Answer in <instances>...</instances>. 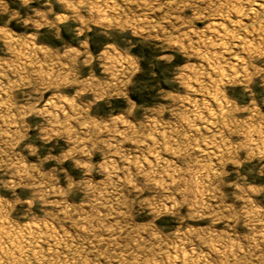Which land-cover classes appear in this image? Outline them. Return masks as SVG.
<instances>
[{
  "label": "clouds",
  "instance_id": "obj_1",
  "mask_svg": "<svg viewBox=\"0 0 264 264\" xmlns=\"http://www.w3.org/2000/svg\"><path fill=\"white\" fill-rule=\"evenodd\" d=\"M133 5L0 0V264H264V0Z\"/></svg>",
  "mask_w": 264,
  "mask_h": 264
},
{
  "label": "rangeland",
  "instance_id": "obj_2",
  "mask_svg": "<svg viewBox=\"0 0 264 264\" xmlns=\"http://www.w3.org/2000/svg\"><path fill=\"white\" fill-rule=\"evenodd\" d=\"M99 2H103V0H99ZM110 2L119 3L120 0H110ZM139 2H141V3L145 4V5H148V4L157 5L156 10L153 11L151 13V15L147 17V20H151L154 23L155 22H158L159 21V18H160V15H161V10L158 7V5L164 3L165 0H139ZM128 11H129V14L130 15L133 14V13H135V15L141 16V19H140V23L141 24H144V23L147 22V20H145L144 17L141 15V11H143V10L138 11L135 8V6L133 5V7L131 9H129ZM0 47H2V46H0ZM97 51L98 50L94 47L93 48V54L94 55L97 54ZM261 59H264V58H261ZM259 64L261 66H264V61H257V66H259ZM142 71H143V76L142 77H139L138 79H143L145 76H147L150 73L151 69H149L147 67V65H142ZM157 71H159V70H157ZM0 79H3V77H0ZM103 79H108V77L105 76V77H103ZM5 83H7V81H5ZM25 91H31V90L29 89V90H25ZM16 97H17V100L19 102H21V103L23 102L22 101V97H21V93L17 92L16 93ZM45 99H47V94L45 95ZM101 107H103V106H101ZM29 123H31V121H29ZM2 125H3V120L0 119V149H5L6 146L3 143V141L6 140L7 138L2 135V131H3ZM228 135H229V133L228 132H225V136H228ZM66 139H67V136H65V137H63L61 139H58L57 141H54V144L55 145H59V148L68 147L69 145H67L65 143ZM243 139H244V137L243 136H240L238 134L231 136V140H232V142L234 144L241 142ZM52 147H53V145H49V148H52ZM59 148L57 149V151L59 150ZM17 151H19V150H17ZM53 154H56V153L54 152ZM25 155H27V154L25 153ZM244 155H245V153L243 151H241L240 152V157L243 158ZM34 159L35 158H29V163L33 162ZM49 167H50V165H46L45 166V170H47ZM229 170H231V168ZM256 172H257V169H253L252 174H250L248 176L249 182H251L253 180ZM233 178H235V177H233ZM4 179H7V177H4ZM229 191H231V190H229ZM237 195H242V194L241 193H237ZM230 202L234 203V205H235V207H236L237 210H240L244 206L243 205V201H230ZM257 203L260 206L264 207V198L257 199Z\"/></svg>",
  "mask_w": 264,
  "mask_h": 264
}]
</instances>
